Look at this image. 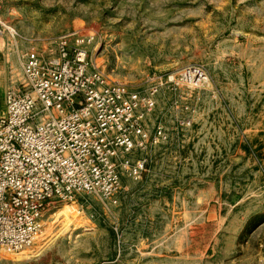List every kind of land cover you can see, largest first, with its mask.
Wrapping results in <instances>:
<instances>
[{"label": "rangeland", "instance_id": "374dc122", "mask_svg": "<svg viewBox=\"0 0 264 264\" xmlns=\"http://www.w3.org/2000/svg\"><path fill=\"white\" fill-rule=\"evenodd\" d=\"M0 116L24 56L71 36L155 106L146 170L110 201L52 203L0 264H264V0H0ZM200 68L196 84L185 72Z\"/></svg>", "mask_w": 264, "mask_h": 264}, {"label": "built area", "instance_id": "2783aa9c", "mask_svg": "<svg viewBox=\"0 0 264 264\" xmlns=\"http://www.w3.org/2000/svg\"><path fill=\"white\" fill-rule=\"evenodd\" d=\"M16 31L0 18V37ZM71 36L56 39L42 55L24 56V81L5 95L0 116V251L19 253L41 234L52 203H72L84 195L110 201L122 179L146 170L131 157L158 143L145 129L153 96L142 97L112 81L93 65L89 51ZM206 81L200 68L185 72Z\"/></svg>", "mask_w": 264, "mask_h": 264}]
</instances>
